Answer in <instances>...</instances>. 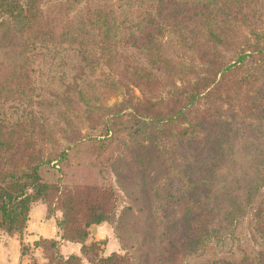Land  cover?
I'll list each match as a JSON object with an SVG mask.
<instances>
[{
  "label": "rangeland",
  "instance_id": "374dc122",
  "mask_svg": "<svg viewBox=\"0 0 264 264\" xmlns=\"http://www.w3.org/2000/svg\"><path fill=\"white\" fill-rule=\"evenodd\" d=\"M126 1L128 0H29L32 2V10H37L35 16L45 18L47 24L37 18V23L31 26H15L11 23L9 30L0 27V116L6 117L4 124L9 126L18 121L17 125L32 129V114L44 115L45 121L39 122L43 123L42 127H48L49 123L51 129V139L45 144L49 153L44 154L60 164L56 193L61 191L64 196V193L75 191L83 201L97 193L99 187L111 186L113 191L110 196L120 195V203L125 205L133 199V194L127 190L130 192L129 196H124L118 189L116 176L111 168L113 164L116 169L124 171L126 183H138V186L129 188L131 191L134 190L137 194L142 190L138 191L139 186H143L146 191L144 201L137 202V206L145 205L146 211L137 217L138 231L142 230V223L147 222L152 238L154 233L164 227L161 235L163 243L166 244V239L171 238L177 241L173 245L179 247L175 255H171V249H165L169 253L164 256L165 260L168 258L164 264H196L218 257L237 259L243 253L254 255L264 248V240L257 231L254 232L256 218L252 217L254 202L260 200L261 196L264 197V176H261L262 180H257L256 173L249 178H240L239 184L232 189V194L242 204L243 210L236 215V221L231 223V219L229 221L225 218L219 219L218 223L212 215L206 213V207L210 205L209 201H204L206 192L199 185L198 176L189 171L188 154L174 136L183 131L181 125L188 127L189 133L181 139L185 144L188 135L204 136L206 131L212 137L219 132L216 129L221 126L220 131L228 130L229 135L238 126L241 135L245 134L249 129L246 123L249 124L253 116L255 120L252 123H259L261 120L258 121L257 114H261V106L264 105V53L248 57L235 75L225 77L223 84L221 82L215 86L209 97L192 105L193 109L190 108L185 116L189 126L175 122L159 129L149 121L137 122L125 108L124 101L131 98L133 93L138 95L139 92L131 85V89L123 85H129L130 81H138L139 78L157 81L153 83L156 87L169 79H194L203 75L199 65L212 62L204 60L211 59V53L215 50L218 54L230 57L234 53L232 50L241 46L251 47L258 42L264 47V0H172L187 8L179 10L183 23L198 22V16L194 14L205 12L202 10L204 3H212V8L220 7L223 14L219 19H224L225 23L212 36L208 34L209 28L206 26L196 27L188 38L184 36L178 42L183 44L181 48L175 45L172 35L164 32L157 40L150 41L146 49L130 48L132 61H78L71 48L84 46L82 41L87 43V48L98 50L96 46L99 44L100 33L106 31L104 25L98 27V23H94L99 13L107 12L109 15V9L116 13L123 10L124 13L129 12L130 17L145 14L156 18V5L147 12L146 9L159 0H131L130 6ZM190 3L197 6L191 7ZM213 17L217 16L209 17L210 21L214 20ZM59 23L61 24L57 25ZM64 31L67 32L66 35L61 34ZM116 32L108 31L109 37L115 39L113 35ZM120 34L118 31V36ZM73 35L77 36V40H73ZM142 36L144 35L137 33L130 39L138 43ZM32 43L35 45L31 46ZM53 47L67 50L53 58ZM182 53L186 61L180 58ZM123 64L127 65V69L122 67ZM191 65H198L196 72H189ZM135 69H142L144 72L132 74ZM234 82L239 86H233ZM85 90L89 91L88 94ZM56 96L62 102L50 108ZM123 108L125 110H121ZM240 118L244 120L241 121ZM209 120L208 123L204 122ZM241 122L244 126L240 125ZM34 129L38 130L39 127ZM75 129L82 134L92 133L104 139L73 145L66 155L60 157L68 143L62 137L72 136ZM148 138H155L156 142L151 143ZM20 139L33 142L32 147L35 148L42 144L40 136L36 134L23 132ZM142 143L143 146H140ZM135 150H138L139 156L134 158ZM245 151L238 152V157L244 156ZM253 158L255 155L250 157L251 160ZM257 159L261 165L264 164L259 156ZM260 169L261 166H258V170ZM248 170L251 167L247 169V165H244V171L248 173ZM246 183L251 186L250 196L247 198L244 191ZM229 191L231 194V190ZM101 194L106 200H110L108 190ZM60 201L58 198L56 203L60 204ZM39 203L45 205L44 200H37L33 205ZM57 204H51L52 220L60 219L62 215L61 207ZM186 215L190 218L189 222L185 219ZM42 220L46 222L40 218ZM214 227L218 230L216 236L212 233ZM25 228L26 225L21 231L13 233L0 229V240L4 239L2 236L17 239L20 253L21 247L24 248V254L19 256V263L32 264L33 260L44 263L50 249L48 251L45 247L34 245L39 236L32 239L30 231ZM188 237L194 240L200 237L202 240L196 245L182 246L187 244ZM155 240L156 238L147 240V245L152 246ZM91 241L100 243L98 255L124 252L110 221L89 225L85 243ZM60 243L63 244L60 249L64 254L79 253V243ZM167 247L170 246L166 245L165 248ZM148 257H151L149 250ZM80 258L83 264H92L82 255Z\"/></svg>",
  "mask_w": 264,
  "mask_h": 264
},
{
  "label": "trees",
  "instance_id": "16d2710c",
  "mask_svg": "<svg viewBox=\"0 0 264 264\" xmlns=\"http://www.w3.org/2000/svg\"><path fill=\"white\" fill-rule=\"evenodd\" d=\"M130 1H126L128 6L131 5ZM21 2V0H0V27L9 30L11 23L15 24V26L18 24L31 26V24L37 23V18L41 22H45V18L35 16L37 10H32V2H29V0ZM154 5H156L155 8ZM179 5V2L172 0H159L152 5H148L146 12L153 8L156 9L157 12L154 14L156 18L150 15L145 16V14L134 16L131 12L130 14L133 17H130L129 12L124 13L122 10L116 13L111 9H107L110 14L108 15L107 12L104 14L99 13L97 20L94 22L98 23V27L104 25L106 30L105 33H100L99 44L96 46L98 50L94 51L92 47L87 48L85 41H82L84 46L79 45L78 48H71V50L75 53L78 61H132L130 48L146 49L150 41L157 40L158 36L164 32L172 35L175 45L181 48L183 44L178 42L184 36L188 38V35L196 27L202 28L206 26V28H209L208 34L212 36L216 35L217 31L221 29V24L225 23L224 19H219L223 11L217 6L212 8V3L202 4V10H205L204 13L197 12V15L193 13L198 16V22L192 24L183 23L181 22L182 16H180L179 10H183L186 7ZM111 6L109 5V7ZM178 6L179 8H176ZM190 6L195 7L197 4L190 3ZM105 7L107 8L108 6L105 5ZM170 7L176 9H171ZM212 15L217 17H213L214 20L210 21L209 17H212ZM45 24L47 23L45 22ZM110 30L117 31L113 35L115 39L109 37L108 31ZM118 31L121 32L119 36ZM65 32L61 34L66 35L67 32ZM137 33L144 35L140 37L138 43L130 39ZM95 34L90 35L95 36ZM73 40H77L76 35H73ZM34 45L35 43H32L31 46ZM65 50L67 49L63 47H53L51 57L56 58L58 54ZM232 52H234L233 55L225 57L222 53L218 54L216 50L213 51L211 53L212 58L204 60L212 62L201 63L199 66H201L200 70L203 75H198L194 79H183L180 81L169 79L165 83L162 81L163 83L160 87H156L153 84L157 81L153 82L142 78H139L138 81H130L129 85L124 83L123 86L131 89V85V87L137 88L139 92L138 95L133 93L131 98L124 101V105L126 104L125 108L130 111L137 122L140 120L149 121L159 129H164L167 127L166 125L175 122L185 123L189 126L185 116L190 108L193 109L191 106L200 101V99L209 97L215 86L217 87L221 82L223 84L225 77L235 75L246 63L248 57L251 58L255 54L264 53V47L256 42L251 47L241 46L233 49ZM180 58L182 61H186L184 53L181 54ZM213 61L220 62L216 63ZM86 66L91 67L92 65ZM106 66L110 67L107 63ZM122 67L127 69L125 64ZM80 69L84 68L80 67ZM197 69L198 65H191L189 72H196L195 70ZM142 72H144L142 69H135L132 74ZM232 85L235 87L239 86L236 82L232 83ZM85 92L88 94L89 91L85 90ZM61 102V98L56 96L50 108L58 106ZM89 105L92 107L91 104ZM125 108L121 110H125ZM261 111L260 115L257 114L258 121L261 120L259 123H252L255 120L254 116L249 124L246 123L249 126L248 134L242 133L241 135L237 125L238 127H234L233 133L229 135L228 130L220 131L221 126L216 129L219 132H216V135L212 137L206 131L203 133L204 136L188 135L189 138H186V143L184 144L181 139L189 132L188 127L181 125L183 131L180 135L174 136L177 138V142L181 144L180 147L185 149L188 154L189 171L198 176V183L206 192L204 201L210 202V205L206 207V213L212 215L218 223L220 222L219 219L225 220V218L229 221L231 219V223L234 220L236 221V215L238 213L241 214L243 210L242 204L236 201V196L232 194V189L239 184L240 178L242 176L244 178L248 176L249 178L251 174L256 173L255 177L258 175L256 177L257 180H262L264 176V164L261 165L257 159V156H259L260 161L261 159L264 161V131L262 132L264 129V105L261 106ZM32 115L31 124L34 128L39 127L38 130L34 128L24 129L23 126L17 125L18 121L12 122L7 126L4 124L6 117L0 116V229L7 233L21 231L26 225L29 209L35 201L44 200L46 214L50 216L52 213L51 204H57L58 198L61 200L60 204L57 205L61 207L62 215L60 219L56 220L59 239L39 236L34 241V245L45 247L48 251L50 249V253L44 263H38L33 260L32 264H83L79 255L69 254L65 256L60 252L61 241L81 243L80 251L82 256L92 264H164L168 259L165 260L164 256L169 253V251L165 252V249H171V255L172 253L175 255L178 252L179 247L173 245L177 241L167 237V242L164 244L161 240L164 227H161L160 231L153 234L152 238H156V240L152 242V246L147 245V240H152L148 230V223H142V230L138 231L137 227L138 215L146 211L145 205L137 206V202L144 201L143 198L146 191L143 186H139L138 191L142 190L137 194L134 190L131 191L129 188L138 186V183L132 181L131 183H126L124 171L116 169L117 167L114 164L111 165V168L114 176H116L118 189L124 196H129L128 193L130 192L133 194V199L125 205L120 203V200H122L120 195L117 197L110 196L113 191L111 186L99 187L97 193L88 200L84 199L83 201L81 196L75 191L64 193V196L61 191L56 193L58 189V185H56L58 180L57 171L60 168V164L57 163L56 159L47 157L44 154V152L46 154L49 153L46 151L45 144L51 139V129L49 128V123L47 124L48 127H42L41 124L43 123L39 122V120L45 121L44 115H41V113L40 116ZM240 120L244 119L240 118ZM204 122L208 123L210 120ZM104 123H106V120ZM240 125L244 126L242 122ZM108 131L109 129L105 135ZM23 132L40 136L42 144L40 143L35 148L32 147L33 142L21 141L20 138H22ZM257 137H261V139ZM62 138L68 143L61 151L60 157L66 155L68 149L73 145L104 139L92 133L84 132L82 134L78 129L73 131L72 136L64 135ZM155 140L153 138L149 142H156ZM262 141L263 143H261ZM20 142H23V144ZM143 144H140V146H143ZM241 150H246L245 155L238 157V152H241ZM252 155H255V158L251 160L250 157ZM133 156L134 158L139 156L138 150H135ZM244 165H247V169L251 167L248 173L246 172L247 170L244 171ZM258 166H261L260 170H258ZM107 190L110 200H106L101 194ZM229 190H231V194ZM244 191L245 197H249L251 186L246 183ZM222 205H225V207L222 208ZM252 217L256 218L255 222L253 221L255 225L254 232L257 231L258 235L264 240L263 196H261L260 200L254 202ZM185 219L188 222L190 220L188 215H186ZM101 221H110L113 224L121 248L124 250L123 253L115 251L107 255H98L100 250L99 242L91 241L85 243L89 225ZM185 223L189 226L187 222ZM212 233L215 236L218 234L217 227L212 229ZM201 240L200 237L195 238V240L188 237L187 244L182 246L196 245ZM166 245L171 248H165ZM148 250L151 252V257H148ZM22 254H24V248L21 247ZM196 264H264V248L258 250L254 255L243 253L237 259L218 257Z\"/></svg>",
  "mask_w": 264,
  "mask_h": 264
},
{
  "label": "crops",
  "instance_id": "0c3cea01",
  "mask_svg": "<svg viewBox=\"0 0 264 264\" xmlns=\"http://www.w3.org/2000/svg\"><path fill=\"white\" fill-rule=\"evenodd\" d=\"M40 218H43L46 222L40 221ZM51 217L46 214V207L43 203H39L36 206L32 204V206L29 209L28 212V218L26 221V228L30 231V235L32 236V239L37 238L38 236L48 237V238H58V227L56 224V219H53L51 221ZM30 224V225H29ZM7 236V235H6ZM1 237V235H0ZM4 239L0 240V264H23L19 263V256L20 251L18 247V241L15 239V237H5L2 236ZM6 241V242H5ZM5 242V243H4ZM63 242V241H62ZM79 242H73V241H65V244H78ZM60 243V247H61ZM78 252H70L68 254H64L60 247V252L63 255H69V254H77L81 256V243L78 244ZM109 254V253H108ZM107 255V254H105Z\"/></svg>",
  "mask_w": 264,
  "mask_h": 264
}]
</instances>
